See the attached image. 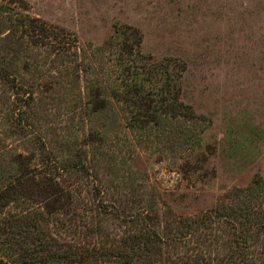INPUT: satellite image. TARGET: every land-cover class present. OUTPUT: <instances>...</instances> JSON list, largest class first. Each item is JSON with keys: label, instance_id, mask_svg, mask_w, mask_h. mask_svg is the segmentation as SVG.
I'll return each mask as SVG.
<instances>
[{"label": "rangeland", "instance_id": "rangeland-1", "mask_svg": "<svg viewBox=\"0 0 264 264\" xmlns=\"http://www.w3.org/2000/svg\"><path fill=\"white\" fill-rule=\"evenodd\" d=\"M20 1L31 16L72 33L82 45L102 46L117 26L138 29L146 63L168 67L180 100L206 124L195 128L200 144L178 157L162 130L132 133L117 112L94 116L91 125L102 132L91 156L94 171L56 175L73 200L70 215H52L46 222L51 244L107 254L87 264H142L143 256L152 255L130 239L137 235L141 210L153 217L151 230L168 228L166 220L216 209L255 175L264 179V0ZM53 97L58 96L47 93L40 105L24 109L15 124L5 118L7 110L0 114V185L9 175L12 152L38 156L39 135L48 138L58 164L72 159L68 150L83 143L84 113ZM14 207L3 212L19 210ZM22 238L15 240L23 243ZM257 246L264 250V238ZM225 248L220 239L214 243L218 263L225 262Z\"/></svg>", "mask_w": 264, "mask_h": 264}, {"label": "trees", "instance_id": "trees-1", "mask_svg": "<svg viewBox=\"0 0 264 264\" xmlns=\"http://www.w3.org/2000/svg\"><path fill=\"white\" fill-rule=\"evenodd\" d=\"M141 42L138 29L117 26L115 35L102 46L82 45L72 33L31 16L20 0H0V85L8 92L6 95L0 86V114L7 110L5 118L15 124L27 108L40 105L53 92L58 97L50 100L72 104L84 113L85 126L83 143L75 152L68 150L72 159L63 164L51 158L45 142L48 138L40 135L34 140L38 156L10 154L9 175L5 185H0V264H87L107 256L51 244V235L44 228L52 215L68 216L72 210L73 194L56 175L94 171L91 156L94 158L93 149L102 134L91 125L94 116L117 112L132 133L162 130L169 134L170 153L178 157L200 144L195 128L205 127V118L180 100L166 65L146 63ZM25 123L30 127L27 120ZM226 199L216 209L186 219L170 218L168 228L159 224L155 230L149 227L153 217L141 210L136 214L140 222L137 235L130 239L156 256L152 264H264L263 248L255 249L264 238V179L255 175ZM11 205L19 210L3 212ZM20 236L23 243L15 240ZM219 239L229 251L220 263L213 251ZM158 243L161 247L149 252ZM166 246L172 252H166ZM146 255L141 263L151 264L152 256Z\"/></svg>", "mask_w": 264, "mask_h": 264}]
</instances>
